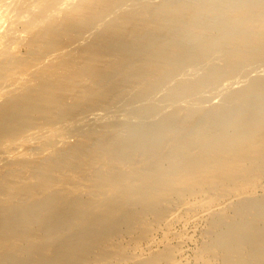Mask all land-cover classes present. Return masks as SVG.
<instances>
[{"label":"bare ground","instance_id":"obj_1","mask_svg":"<svg viewBox=\"0 0 264 264\" xmlns=\"http://www.w3.org/2000/svg\"><path fill=\"white\" fill-rule=\"evenodd\" d=\"M0 264H264V0H0Z\"/></svg>","mask_w":264,"mask_h":264}]
</instances>
